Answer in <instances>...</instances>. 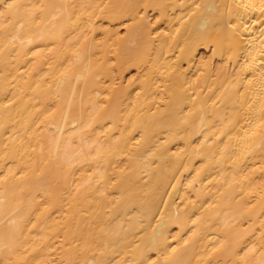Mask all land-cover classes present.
<instances>
[{"label": "bare ground", "instance_id": "1", "mask_svg": "<svg viewBox=\"0 0 264 264\" xmlns=\"http://www.w3.org/2000/svg\"><path fill=\"white\" fill-rule=\"evenodd\" d=\"M0 264H264V0H0Z\"/></svg>", "mask_w": 264, "mask_h": 264}]
</instances>
